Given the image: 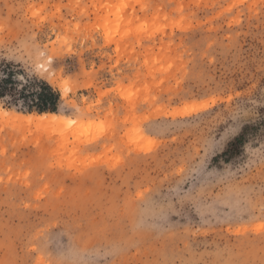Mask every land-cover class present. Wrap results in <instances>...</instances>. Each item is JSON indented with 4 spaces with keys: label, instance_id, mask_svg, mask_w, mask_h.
<instances>
[{
    "label": "rangeland",
    "instance_id": "1",
    "mask_svg": "<svg viewBox=\"0 0 264 264\" xmlns=\"http://www.w3.org/2000/svg\"><path fill=\"white\" fill-rule=\"evenodd\" d=\"M2 61L70 122L0 99V264H264V0H0Z\"/></svg>",
    "mask_w": 264,
    "mask_h": 264
},
{
    "label": "trees",
    "instance_id": "2",
    "mask_svg": "<svg viewBox=\"0 0 264 264\" xmlns=\"http://www.w3.org/2000/svg\"><path fill=\"white\" fill-rule=\"evenodd\" d=\"M12 64L0 63V99L8 98L12 103L19 101L24 109L31 112H55L58 108L59 93L43 80L30 79L24 82L13 77ZM241 138H237L239 141Z\"/></svg>",
    "mask_w": 264,
    "mask_h": 264
},
{
    "label": "bare ground",
    "instance_id": "3",
    "mask_svg": "<svg viewBox=\"0 0 264 264\" xmlns=\"http://www.w3.org/2000/svg\"><path fill=\"white\" fill-rule=\"evenodd\" d=\"M205 105H206V103H203L199 106H196V104H194V105L188 106V108H186L184 110L174 112V113H172V115H174L176 113L177 114H186L193 109H199L200 107L202 108ZM21 117H24L27 120L34 122L36 125H39V126H42V125H44V126H48V125L63 126V125H66L70 122L69 119H67V118H65L59 114H56V113H42V114H35V115L29 114V115H21ZM135 149L137 150V147Z\"/></svg>",
    "mask_w": 264,
    "mask_h": 264
}]
</instances>
